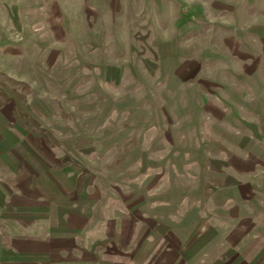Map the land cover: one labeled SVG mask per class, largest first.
Masks as SVG:
<instances>
[{
  "label": "rangeland",
  "instance_id": "obj_1",
  "mask_svg": "<svg viewBox=\"0 0 264 264\" xmlns=\"http://www.w3.org/2000/svg\"><path fill=\"white\" fill-rule=\"evenodd\" d=\"M48 201L264 264V0H0V238Z\"/></svg>",
  "mask_w": 264,
  "mask_h": 264
},
{
  "label": "crops",
  "instance_id": "obj_2",
  "mask_svg": "<svg viewBox=\"0 0 264 264\" xmlns=\"http://www.w3.org/2000/svg\"><path fill=\"white\" fill-rule=\"evenodd\" d=\"M59 203L34 204L32 211L22 212L25 218L18 223L8 222L18 227L1 234L0 264H260L236 245L231 250L226 245L223 250H211L219 235H193L186 246L182 238H176L173 244L149 222H143V226L151 225L147 233L138 235L134 225L132 230H121L131 221L119 223L118 217L103 213L105 208L96 210L83 201L73 210Z\"/></svg>",
  "mask_w": 264,
  "mask_h": 264
}]
</instances>
